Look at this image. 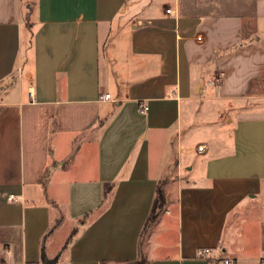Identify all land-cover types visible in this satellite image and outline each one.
<instances>
[{
	"label": "crops",
	"instance_id": "0c3cea01",
	"mask_svg": "<svg viewBox=\"0 0 264 264\" xmlns=\"http://www.w3.org/2000/svg\"><path fill=\"white\" fill-rule=\"evenodd\" d=\"M140 246L261 264L264 0H0V264Z\"/></svg>",
	"mask_w": 264,
	"mask_h": 264
},
{
	"label": "trees",
	"instance_id": "16d2710c",
	"mask_svg": "<svg viewBox=\"0 0 264 264\" xmlns=\"http://www.w3.org/2000/svg\"><path fill=\"white\" fill-rule=\"evenodd\" d=\"M166 201H167V196H166V193L164 190V185L162 183H159V185L157 186L156 196H155V199L153 201V205H152L150 214L147 218V221L145 223L144 229H143L142 234H141V244H142V241L148 235L151 226L159 218L160 214L162 213L163 209L165 208ZM147 261L148 260H147L146 256L142 252V247L140 246L138 258L119 260L113 264H147ZM41 262L43 264H56L57 257L53 258V259L48 258L44 249H42ZM102 264H107V263H106V261H103Z\"/></svg>",
	"mask_w": 264,
	"mask_h": 264
},
{
	"label": "built area",
	"instance_id": "2783aa9c",
	"mask_svg": "<svg viewBox=\"0 0 264 264\" xmlns=\"http://www.w3.org/2000/svg\"><path fill=\"white\" fill-rule=\"evenodd\" d=\"M166 11L171 14H176L175 11L171 8H168ZM110 97L111 95L109 93H106L102 98L108 100L110 99ZM139 107L142 111H147L149 109V106L143 102L139 103ZM196 254L198 258L208 259L212 255V249L210 247H200L197 250ZM221 261L222 264H236V261L231 257L221 258ZM261 264H264V258L261 260Z\"/></svg>",
	"mask_w": 264,
	"mask_h": 264
},
{
	"label": "rangeland",
	"instance_id": "374dc122",
	"mask_svg": "<svg viewBox=\"0 0 264 264\" xmlns=\"http://www.w3.org/2000/svg\"><path fill=\"white\" fill-rule=\"evenodd\" d=\"M170 241L172 242H174V236H172L171 238H170Z\"/></svg>",
	"mask_w": 264,
	"mask_h": 264
}]
</instances>
